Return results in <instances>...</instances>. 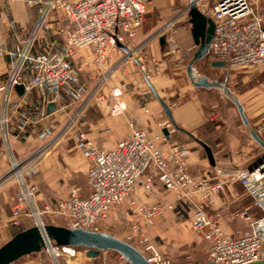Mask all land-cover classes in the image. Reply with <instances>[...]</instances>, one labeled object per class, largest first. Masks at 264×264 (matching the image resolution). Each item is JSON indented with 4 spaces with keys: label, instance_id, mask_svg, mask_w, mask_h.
<instances>
[{
    "label": "crops",
    "instance_id": "crops-1",
    "mask_svg": "<svg viewBox=\"0 0 264 264\" xmlns=\"http://www.w3.org/2000/svg\"><path fill=\"white\" fill-rule=\"evenodd\" d=\"M193 1L197 9L209 10L219 0ZM248 1L256 11L264 10V0ZM155 2L148 0L146 10ZM165 2L172 6L175 0ZM186 11L188 15V7ZM0 17L5 18V22L0 24V246L17 232L31 227L25 219L20 228L10 224L14 197L20 188L19 183L6 178L12 160L22 162L24 170L31 172V177L25 183L34 189L38 209L67 199L71 190H76L80 198L88 196L85 179L88 160L79 143L80 133H84L98 149L108 151L132 130L142 131L150 138L157 139L156 145L164 155L172 146L187 148L186 169L190 175L195 178L208 176L212 181L224 180L233 171L247 170L259 160L262 161L264 152L257 154L250 141L244 144L238 131L213 124L216 117H206L197 99L182 97V89L173 90L172 80L156 76L151 81L155 69L153 65L159 62L151 47L152 42H146L147 39H143V42L144 48L149 47V51L144 52L143 56L140 51L139 55L132 54L140 63L119 49L108 55L101 71L93 65V55L86 50L79 51L74 59L81 69L77 83H83L85 90L78 103L71 104L63 97L53 103L48 99V90L45 96L38 91L27 94L24 90L19 95L14 87H7L9 63L16 59L15 55L24 49L25 42L30 39H33L29 47L31 56L61 51L63 44L58 32L64 21L61 15L55 13H47L40 20L39 7H29L24 0L0 2ZM188 28L189 31V24ZM159 39V47L163 48L166 40L160 45ZM129 48L126 46L131 53L132 48ZM139 65L149 75L148 80H145ZM121 68L125 75L121 74ZM32 73V63L26 62L20 74L22 83L25 84ZM140 81L145 82L148 88V85L151 86L149 93H142L144 88ZM138 85L140 88L136 87ZM181 98L183 100L180 101ZM160 101L168 108L171 121L164 114ZM49 104L54 105L51 113L47 111ZM165 124H170L171 130L163 128ZM44 130L49 132L45 139L40 137ZM194 139L210 149L213 167ZM144 185L145 178L141 177L129 200L114 207L101 221L109 219L112 223L126 225L117 228L111 236L119 240L118 236H122L127 241L124 242L133 246L131 243L136 240L137 231L146 230L137 208L158 206L160 213L154 217L146 234L163 262L204 264L209 244L201 233L192 228L195 201L176 199L157 182L152 183L150 191H146ZM167 205L170 207L167 208ZM209 212L218 216L222 233L232 238L240 237L248 230L244 217L251 218L257 214L236 183L218 195ZM48 224L63 227L60 219Z\"/></svg>",
    "mask_w": 264,
    "mask_h": 264
},
{
    "label": "built area",
    "instance_id": "built-area-1",
    "mask_svg": "<svg viewBox=\"0 0 264 264\" xmlns=\"http://www.w3.org/2000/svg\"><path fill=\"white\" fill-rule=\"evenodd\" d=\"M8 0H0L5 2ZM29 7H39V19L47 13L63 17V26L58 32L63 44L61 51L29 55L33 39L25 42L24 49L9 63L8 88L22 86L25 93L38 91L53 103L65 98L69 103H78L84 93V84H78L81 72L74 59L79 51L86 50L93 55V65L101 71L108 55L124 46L126 39L134 40L146 14L148 0H24ZM214 25L212 39L208 45L209 56L213 62L224 63V70L255 69L264 73V10L256 11L248 0H219L209 10L198 9ZM5 18L0 17V24ZM1 40V37H0ZM129 52V51H128ZM130 53V52H129ZM131 54L127 55L129 57ZM154 62V60H151ZM26 62L33 65V73L26 83L20 74ZM139 63V62H138ZM140 70L148 80L143 66ZM125 75L123 68L120 70ZM90 75L89 73H87ZM145 84V82H144ZM140 88V86H136ZM143 94L150 90H141ZM163 128L171 130L170 124ZM49 132L40 133L47 138ZM80 146L88 160L86 182L88 196L80 198L76 190H71L67 199L38 209L35 204L34 189L25 180L31 177L24 170L22 162L12 160L6 178L19 183L15 194L10 224L20 228L22 219L28 218L31 227L42 230L48 223L60 219L63 227L83 229L99 233V224L116 206L128 201L134 192L137 181L145 178L144 189L151 190L157 182L176 199L195 201L192 228L201 233L208 242L207 260L204 264H256L264 263V160L252 172L238 170L226 179L212 181L208 176L195 178L186 169L189 150L172 146L164 155L156 145V140L139 130H132L121 139L113 149L103 151L80 133ZM164 141V138H161ZM238 184L252 207L257 211L253 217H244L248 230L240 237L225 236L218 224V216L210 213L215 199L228 186ZM167 208L170 206L167 205ZM140 219L145 223V231H137L141 253L151 264H165L150 243L146 234L160 207H138ZM78 248L56 247L48 239L37 255L48 256L52 264H60L75 258ZM122 259V258H121ZM36 264H43L38 258Z\"/></svg>",
    "mask_w": 264,
    "mask_h": 264
},
{
    "label": "rangeland",
    "instance_id": "rangeland-1",
    "mask_svg": "<svg viewBox=\"0 0 264 264\" xmlns=\"http://www.w3.org/2000/svg\"><path fill=\"white\" fill-rule=\"evenodd\" d=\"M155 1L152 4L153 6L151 5L146 10L147 14L143 26L140 28L137 40L134 38L132 41L128 39L125 41V45L128 48H132V50L129 48L132 51L129 53L131 54L130 59H137L136 55L132 54H138L139 51L141 56L145 54L144 52L149 51V47L144 48L145 42H143V39L144 41L147 39L146 42L151 41L154 55L158 58L159 62L153 65L155 69L152 71L151 81L156 76L172 80L173 90L177 88L182 89V97L197 99L206 117H216L213 124L238 131L242 136L241 139L244 144L250 141L255 152L263 154V150L250 138L249 129L242 124L233 100L239 101L249 128L264 142V73H259L255 69L219 70L211 68L212 59L208 55L193 65V80L196 81L204 76L209 82L216 81L221 86L226 87L229 90V94L224 93L221 88L209 90L193 88L186 77V66L196 50L188 31V15L186 11L188 0H175L172 6H168L165 0L164 2L163 0ZM161 37L166 40L163 48L159 47L157 41ZM130 65L133 66V63ZM134 71L138 72L137 69ZM140 83L144 89L147 88L144 82L140 81ZM137 90L140 91L139 89ZM24 219L28 225H31L28 218ZM45 221L51 223L50 219H45ZM124 226L126 225L112 223L107 219L99 224V233L111 236L113 233H116L115 230L117 228H124ZM118 237L121 241H126L122 236ZM131 244L141 253L143 252V249L138 245L137 239ZM78 252L75 258L68 260L67 263L62 260L60 264H128L118 254L110 251L101 252L95 259L86 257L84 249L78 248ZM38 258H40L43 264H52L48 256H39L37 254L23 257L13 264H36Z\"/></svg>",
    "mask_w": 264,
    "mask_h": 264
},
{
    "label": "water",
    "instance_id": "water-1",
    "mask_svg": "<svg viewBox=\"0 0 264 264\" xmlns=\"http://www.w3.org/2000/svg\"><path fill=\"white\" fill-rule=\"evenodd\" d=\"M188 24L190 25V37L192 39L195 52L192 59L186 66V77L189 83L197 89L209 90L213 88L222 89L226 94H229V90L221 86L216 82H209L204 76L193 80L192 68L193 65L209 55L208 45L212 39L214 25L211 19L205 17L196 7L195 2L190 0L188 6ZM160 45L164 44V38L159 39ZM119 48L126 54L129 55L128 50L124 46ZM135 61V60H134ZM136 62V61H135ZM212 68L223 69L224 63L212 62ZM151 89V86L148 85ZM15 91L21 95L23 93L22 86H15ZM236 105V111L238 116L241 118L242 124L249 129L250 138L263 150L264 142L255 134V132L249 128V124L244 115L243 108L239 101L233 100ZM164 109V114L171 121V115L168 108L160 101ZM54 105L49 104L47 111L53 112ZM167 132L164 131V135ZM194 141L202 147L205 152L207 161L210 166L213 167V157L210 149L202 142L194 139ZM264 160V157H263ZM261 163L259 160L256 164L248 168L249 172H252ZM44 239H48L56 247H72L80 248L86 251V257L95 259L101 252H114L118 254L128 264H151L146 258L132 245L125 243L113 236L105 233L90 232L83 229H68L62 226H56L52 224L45 225L42 230L33 226L23 231L14 234L6 243L0 247V264H13L15 261L38 254L44 246ZM256 264H264L258 262Z\"/></svg>",
    "mask_w": 264,
    "mask_h": 264
},
{
    "label": "trees",
    "instance_id": "trees-1",
    "mask_svg": "<svg viewBox=\"0 0 264 264\" xmlns=\"http://www.w3.org/2000/svg\"><path fill=\"white\" fill-rule=\"evenodd\" d=\"M29 228L28 226L26 227V229ZM20 232V231H19Z\"/></svg>",
    "mask_w": 264,
    "mask_h": 264
},
{
    "label": "flooded vegetation",
    "instance_id": "flooded-vegetation-1",
    "mask_svg": "<svg viewBox=\"0 0 264 264\" xmlns=\"http://www.w3.org/2000/svg\"><path fill=\"white\" fill-rule=\"evenodd\" d=\"M219 83V82H218ZM220 84V83H219Z\"/></svg>",
    "mask_w": 264,
    "mask_h": 264
}]
</instances>
